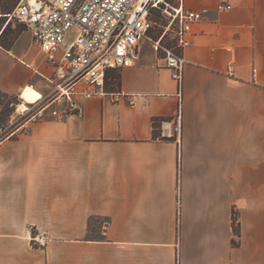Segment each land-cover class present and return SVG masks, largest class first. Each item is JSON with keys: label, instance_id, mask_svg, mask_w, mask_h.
Masks as SVG:
<instances>
[{"label": "crops", "instance_id": "obj_1", "mask_svg": "<svg viewBox=\"0 0 264 264\" xmlns=\"http://www.w3.org/2000/svg\"><path fill=\"white\" fill-rule=\"evenodd\" d=\"M185 6L203 18L182 81L144 42L82 115H51L28 31L0 45V91L48 105L0 137V264H264V0ZM178 112L180 141L162 138Z\"/></svg>", "mask_w": 264, "mask_h": 264}, {"label": "built area", "instance_id": "obj_2", "mask_svg": "<svg viewBox=\"0 0 264 264\" xmlns=\"http://www.w3.org/2000/svg\"><path fill=\"white\" fill-rule=\"evenodd\" d=\"M185 1L20 0L8 18L27 29L54 68L48 80L54 88L51 102L64 104V109L51 115L66 118L83 114L81 99L106 95L110 74L132 67L144 42L163 55L165 67L181 82L183 51L192 44L194 24L203 18L187 9ZM231 8L226 1L219 6L220 11ZM228 71L232 75L233 69ZM34 108L17 112L24 116ZM47 108L40 106L31 119L44 118ZM157 124L162 138L180 141L181 112Z\"/></svg>", "mask_w": 264, "mask_h": 264}, {"label": "rangeland", "instance_id": "obj_3", "mask_svg": "<svg viewBox=\"0 0 264 264\" xmlns=\"http://www.w3.org/2000/svg\"><path fill=\"white\" fill-rule=\"evenodd\" d=\"M2 23H4L6 26L9 25L7 34L2 40H0V43L2 44H9L16 36L17 32L23 33L24 31H27V29L24 26L17 24L14 18L4 19L2 22H0V26ZM116 74H117L116 72L115 73L112 72L110 74V76L106 81V89L113 88L111 85L115 82ZM22 105H26L27 107L35 106V108L29 111V113H27L26 115L21 116L17 112V109L18 108L22 109ZM39 107L40 105L37 104L34 105V104L26 103L18 95L6 96L3 92H0V137L8 136L12 132H14L22 122H24L27 119H30L32 115L36 113Z\"/></svg>", "mask_w": 264, "mask_h": 264}, {"label": "trees", "instance_id": "obj_4", "mask_svg": "<svg viewBox=\"0 0 264 264\" xmlns=\"http://www.w3.org/2000/svg\"><path fill=\"white\" fill-rule=\"evenodd\" d=\"M20 0H0V3H1V11H2V15H3V18L6 19L8 18L9 14H11L12 11H14V9L16 8L17 4L19 3ZM13 9V10H12ZM8 26L6 27V29L4 30L0 40H2L5 35L7 34V30H8ZM22 32H17L16 33V36L13 38V40L9 43V44H2L0 43V45L5 48V49H10L11 46L13 45L16 37L21 34ZM116 81L119 79V75L116 74ZM116 83V82H114ZM1 92V91H0ZM5 94V93H4ZM6 96H9L8 94H5ZM15 105V104H14ZM4 139V138H2ZM238 219H237V216L234 215V218H233V228H234V233L239 236L240 235V232H239V228H238ZM236 244V242L234 241V245Z\"/></svg>", "mask_w": 264, "mask_h": 264}, {"label": "bare ground", "instance_id": "obj_5", "mask_svg": "<svg viewBox=\"0 0 264 264\" xmlns=\"http://www.w3.org/2000/svg\"><path fill=\"white\" fill-rule=\"evenodd\" d=\"M22 99L26 103L36 104L41 100V95L32 88H27L22 95ZM22 108H26V105H22Z\"/></svg>", "mask_w": 264, "mask_h": 264}]
</instances>
